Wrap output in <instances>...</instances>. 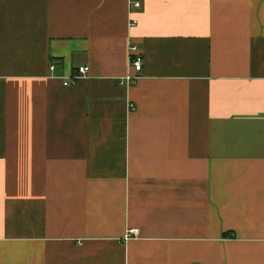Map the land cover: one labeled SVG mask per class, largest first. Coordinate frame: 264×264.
I'll list each match as a JSON object with an SVG mask.
<instances>
[{
  "label": "crops",
  "instance_id": "0c3cea01",
  "mask_svg": "<svg viewBox=\"0 0 264 264\" xmlns=\"http://www.w3.org/2000/svg\"><path fill=\"white\" fill-rule=\"evenodd\" d=\"M131 1L0 0V264H264V0Z\"/></svg>",
  "mask_w": 264,
  "mask_h": 264
},
{
  "label": "built area",
  "instance_id": "2783aa9c",
  "mask_svg": "<svg viewBox=\"0 0 264 264\" xmlns=\"http://www.w3.org/2000/svg\"><path fill=\"white\" fill-rule=\"evenodd\" d=\"M134 7L140 8L141 2L139 0H132L131 1V11H132V8ZM136 23H137V20L132 18L130 21V24L134 25ZM128 52H129L130 71L124 78H122V83L124 82L132 83L138 77L137 73L136 74L132 73V69H134L136 72H139L142 70V67H143V54H142V51L139 45L133 42L132 40H130L128 44ZM51 69H54V65L51 66ZM88 71H89L88 66H85V65L80 66L78 68V73L71 77L72 82H74L76 79L82 76L87 75ZM65 84H68V81L65 82ZM137 234H138V229L132 228L127 232L126 239L131 237L132 235H137Z\"/></svg>",
  "mask_w": 264,
  "mask_h": 264
}]
</instances>
